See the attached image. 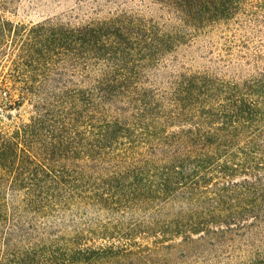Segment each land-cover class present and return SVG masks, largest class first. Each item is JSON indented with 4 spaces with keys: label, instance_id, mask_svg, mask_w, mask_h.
<instances>
[{
    "label": "trees",
    "instance_id": "1",
    "mask_svg": "<svg viewBox=\"0 0 264 264\" xmlns=\"http://www.w3.org/2000/svg\"><path fill=\"white\" fill-rule=\"evenodd\" d=\"M17 2L0 0V264H264V67L180 59L248 0L30 23Z\"/></svg>",
    "mask_w": 264,
    "mask_h": 264
},
{
    "label": "rangeland",
    "instance_id": "2",
    "mask_svg": "<svg viewBox=\"0 0 264 264\" xmlns=\"http://www.w3.org/2000/svg\"><path fill=\"white\" fill-rule=\"evenodd\" d=\"M89 1L91 0H18L16 7L7 12V17L15 22H38L48 17L60 16L71 10H78L80 7L84 11H88V15H92L93 13L89 12L91 10L88 5L91 3ZM257 2L259 0H248L245 3L249 10L246 15L239 13L237 20L231 21L228 25L211 26L195 39V43L190 46H182L180 59L185 61V65L194 69L212 67L214 61H218L219 58L231 59V63H234L233 69L234 67L242 68L243 73L247 74L252 71L251 67H253L247 63L256 62L258 55V67H264V7L257 9L255 7ZM115 7L116 4H112L109 8L105 6L98 12L101 15H108V11ZM256 9L258 10L257 18L250 12H257ZM237 61L242 64H238ZM245 61L246 63H244ZM235 64L239 66H235ZM220 65H222V61H220ZM222 66L225 71L232 73V67L226 68L225 64ZM27 111L28 107L24 106L20 113L26 116ZM10 113L14 115L17 111ZM0 118L7 121L2 116ZM260 237L264 240L263 236Z\"/></svg>",
    "mask_w": 264,
    "mask_h": 264
}]
</instances>
